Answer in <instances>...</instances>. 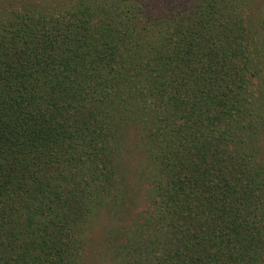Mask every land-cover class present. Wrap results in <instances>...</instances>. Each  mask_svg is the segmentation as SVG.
I'll use <instances>...</instances> for the list:
<instances>
[{
    "label": "trees",
    "instance_id": "trees-1",
    "mask_svg": "<svg viewBox=\"0 0 264 264\" xmlns=\"http://www.w3.org/2000/svg\"><path fill=\"white\" fill-rule=\"evenodd\" d=\"M243 1L0 12V264H83L104 207L136 212L112 264H264V6L245 25ZM131 128L149 173L137 211L117 173Z\"/></svg>",
    "mask_w": 264,
    "mask_h": 264
},
{
    "label": "rangeland",
    "instance_id": "rangeland-1",
    "mask_svg": "<svg viewBox=\"0 0 264 264\" xmlns=\"http://www.w3.org/2000/svg\"><path fill=\"white\" fill-rule=\"evenodd\" d=\"M37 0H0V12L1 11H22V9L26 5H32ZM243 7L240 9V14L243 17L244 24L247 23L256 25L258 23L257 13L263 8L264 0H244ZM251 52V51H249ZM258 70H262L260 76L261 80H264V54L258 56L257 60ZM263 82L260 81V84ZM264 93V89H262ZM264 98V94L262 95ZM260 112H264V107H261ZM132 132L127 133V139L123 140L122 147L120 149V160H119V169H118V180H120V184L124 190V199L131 198V195H134V206L135 210L137 208H146L147 202L142 199L143 190L146 187V183L141 184L142 181L145 182L147 180V176L149 175L146 172V158L144 149L141 146L140 139L135 130L131 128ZM259 138V137H258ZM256 142V141H255ZM254 142V143H255ZM259 146L264 147V136L261 135L259 138ZM255 144L256 147H259ZM259 151V155L264 159V150L260 148L257 149ZM132 182V186L128 187V182ZM135 182V184L133 183ZM142 186V187H140ZM133 192V194H127L128 191ZM135 210H132L135 212ZM124 209H122V213ZM120 213V212H119ZM121 214V213H120ZM135 213L129 212L125 218L122 216H111L108 213L107 208H100L96 211L94 216H92L91 222L88 225V231L86 236H83L84 240L82 242V247L80 248L82 251V258L84 260L83 264H112L111 254L113 249H119L120 243L116 244L118 241H123L125 239H118V241H114L111 239L112 232L116 229V227L125 223L122 220L129 219L132 220ZM125 216V213H124ZM122 221V222H121ZM128 222V223H129ZM127 226V223H126ZM116 244V245H115ZM115 245V247H114Z\"/></svg>",
    "mask_w": 264,
    "mask_h": 264
}]
</instances>
